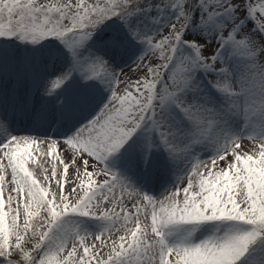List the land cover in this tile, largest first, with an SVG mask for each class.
<instances>
[{"label": "snow or ice", "instance_id": "snow-or-ice-1", "mask_svg": "<svg viewBox=\"0 0 264 264\" xmlns=\"http://www.w3.org/2000/svg\"><path fill=\"white\" fill-rule=\"evenodd\" d=\"M0 264H264V0H0Z\"/></svg>", "mask_w": 264, "mask_h": 264}, {"label": "rangeland", "instance_id": "rangeland-1", "mask_svg": "<svg viewBox=\"0 0 264 264\" xmlns=\"http://www.w3.org/2000/svg\"><path fill=\"white\" fill-rule=\"evenodd\" d=\"M164 31L166 32L167 29H164ZM151 60H152V62L155 63L156 62V57H152ZM130 63H131V60H125V61H121L118 64V67L122 68V73H123V75H121V79L122 80H129V79L135 80L139 76L143 75L142 71H134L133 70L135 68V65H131V66L127 65V64H130ZM117 71H121V69H117ZM122 87H124L123 84L119 85L118 89L122 88ZM104 95H107V93L105 92ZM87 114H88V110L85 109L83 112H81L79 114V116L82 117V116H85ZM239 119L242 120L243 117L241 116ZM240 127L244 128V127H246V125L244 123H241ZM17 128H21V130H23L24 127L21 126V127H17ZM260 131H261V129H260L259 121H256L255 126L254 127H249L248 131L242 136V138L240 140L237 141V143H239L242 146L241 149H240L241 154L243 153V151L246 148H250V147H253V146H255V148H258L260 140L259 139H250V137L259 136ZM56 155H59V152H57L54 156L49 157V158H51V160L55 159ZM202 155H203L204 160L207 161L208 164H210V160H209V157H208L207 153L206 152L202 153ZM229 159L231 160L232 157L229 156ZM218 163L220 164L221 167L223 166V161H218ZM50 167H51L50 165L46 164V168L47 169L50 168ZM202 170L206 171V168L202 169ZM50 171H51V168L48 169L47 173H43V175H48L50 173ZM176 171H177L176 168H168V167L161 168V169L155 171L154 174L148 179H146L140 172H136L134 174V179L137 181V183L139 185L144 187L145 191L150 192L151 195H154L158 199H160L165 194V188H168L169 191H174L175 190L174 189V180H175ZM70 172H71V170H70ZM94 179L99 180V179H102V178L94 177ZM76 183L78 184L79 182L76 181ZM185 185H186V179L181 181V182H179V186L181 188L183 186H185ZM45 186H49L52 189H54V187H55V185H53L51 187L48 184L45 185ZM95 186L96 185H93V187H95ZM66 187H68L67 184H66ZM108 195H112V194L108 193ZM181 195H182V193H181ZM115 196H116L118 201H119L120 198L123 199V205L121 206L118 203L117 206H116V211L121 213V219L115 224V227L113 228V230L110 233L107 232V231H105L103 233V239L108 244V247H105L103 249V252H104L105 255H107V253H108V251H109V249L111 247V241L112 240H116L117 242H119L118 241V237L120 235H124L125 234V232L123 230H121L122 225H123V211L121 210V208L123 207L124 211H130V212H133V213L135 212V209L132 208V203L134 201L129 200V192H128L127 189H125L123 192H121V190L119 188H117L115 190ZM104 207L111 208V207H113V205H111V204L104 205ZM21 219H22V216H21ZM140 219H141L142 226L145 223L150 224V216L148 217L147 220H145V218L143 216H141ZM89 223L92 224V225H95L96 222L95 221H89ZM128 227H135L134 222H130L128 224ZM93 233L94 234L88 236V240L89 241H94L95 235H100V232H97L95 230H93ZM149 233H150V230H149ZM149 238H150V234H149ZM128 239L129 240L131 239L130 234L128 236ZM95 242L97 244H99V241H95ZM16 258L17 257L15 255L12 257V259H16Z\"/></svg>", "mask_w": 264, "mask_h": 264}, {"label": "bare ground", "instance_id": "bare-ground-1", "mask_svg": "<svg viewBox=\"0 0 264 264\" xmlns=\"http://www.w3.org/2000/svg\"><path fill=\"white\" fill-rule=\"evenodd\" d=\"M23 131H26V129L24 128ZM23 131H19V132H17V133H23ZM36 134H38V135H43L44 133H36ZM41 155H42V154H36V153H34V156H36V158H37V164H39V163L41 162ZM44 160H45V161H53V160H55V159H52V160H51V158H49V157H45ZM46 164L50 165V163L45 162V163H44V167H45V168H46ZM28 166H29L30 170H33V171H34V174L37 176V178L42 180V177H41V176L43 175V173H42V169L36 167V166L33 165L31 162H29V165H28ZM50 166H51V165H50ZM50 168H51V167H50ZM50 168H48V169H50ZM9 172H10V169H9ZM48 175H50V173H49ZM9 178H10V177H7V176H6V181H7ZM48 185H50V186L52 187L53 185H55V182L52 181V182H50Z\"/></svg>", "mask_w": 264, "mask_h": 264}]
</instances>
